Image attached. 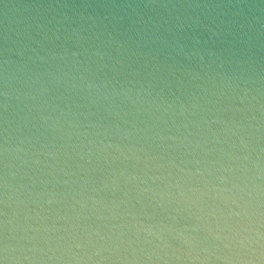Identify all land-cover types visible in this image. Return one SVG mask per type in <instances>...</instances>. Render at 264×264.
Returning a JSON list of instances; mask_svg holds the SVG:
<instances>
[{
    "label": "water",
    "instance_id": "water-1",
    "mask_svg": "<svg viewBox=\"0 0 264 264\" xmlns=\"http://www.w3.org/2000/svg\"><path fill=\"white\" fill-rule=\"evenodd\" d=\"M0 264H264V0H0Z\"/></svg>",
    "mask_w": 264,
    "mask_h": 264
}]
</instances>
